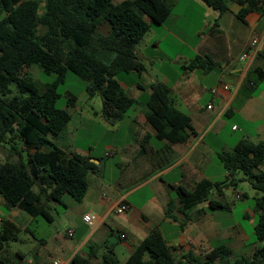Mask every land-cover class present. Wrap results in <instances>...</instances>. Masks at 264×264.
<instances>
[{
    "label": "trees",
    "instance_id": "16d2710c",
    "mask_svg": "<svg viewBox=\"0 0 264 264\" xmlns=\"http://www.w3.org/2000/svg\"><path fill=\"white\" fill-rule=\"evenodd\" d=\"M112 1L0 0V9L5 12L0 21V146L7 145L0 162V195L6 212L16 208L51 221L48 204L60 203L63 195L82 202L88 174L99 172L90 156L67 154L50 141L65 129L71 119L66 108L76 102L68 93L66 108L57 104L59 87L68 72L85 82L89 97H100V113L109 124L119 121L136 104L121 88L118 76L145 70L136 56L149 29L145 17L154 25L163 24L177 0ZM199 1L218 14L228 12V2H234L240 6L236 16L242 22L247 13L264 11V0ZM32 66L53 79L40 86L31 75H20L24 67ZM190 67L209 70L213 64L208 57L196 56ZM256 73L249 72L247 83L255 84L256 76L263 77L264 70ZM150 88L145 120L155 138L172 145L195 136L190 118L176 109L167 89L158 83ZM216 159L228 175L241 172L243 180L260 193L254 199L253 235L255 242H264V140H241L231 151L217 152ZM229 184L204 179L191 190L175 187L178 206L171 199L164 217L172 218V211L177 209L188 220L189 211L204 202L210 212H228L230 206L210 198V191L216 189L220 194L221 188L232 186ZM19 232L10 221H2L0 249ZM229 242V238L213 240L203 256L190 253L186 260L190 264H264V245L254 248L248 257H233ZM0 264H4L1 259ZM103 264H118L112 251L103 255ZM124 264H171L159 230L153 229Z\"/></svg>",
    "mask_w": 264,
    "mask_h": 264
},
{
    "label": "crops",
    "instance_id": "0c3cea01",
    "mask_svg": "<svg viewBox=\"0 0 264 264\" xmlns=\"http://www.w3.org/2000/svg\"><path fill=\"white\" fill-rule=\"evenodd\" d=\"M191 2L194 7H184L180 16L182 22L176 28L174 24L180 19L173 14L176 3L166 21L157 28L145 17L149 29L136 50L145 70L118 79L121 88L136 102L129 109L130 114L128 110L119 121L109 124L101 113H95L110 127L107 131L122 132L105 145V150L109 151L105 155L117 159V176L106 179L103 173L106 165L98 157L83 153L73 143L60 140L59 135L51 139L56 148L67 154L90 156L91 161H96L92 162L98 165L99 172L88 174V189L82 202H76L69 195H63L60 203L52 202L62 205L64 211L57 212L58 227L44 235L40 232L34 235L36 230L31 231L29 227L31 216H25L21 210L0 212L3 216L0 229L2 221L8 220L20 229L19 235L25 232L23 236L18 235L13 244L0 249L4 264H54L56 261L59 264H103V255L108 251H112L118 264H124L153 229H158L165 239L171 264H190L186 256L190 253L194 257L203 256L211 247L207 252L200 250L210 246L213 240L229 238L231 242L229 235L218 238L228 226L218 228V220L209 214L207 202L191 209L188 220L177 209L172 211V218L164 217V211L171 199L178 206L174 194L177 186L191 190L201 180L214 183L217 178L228 179L227 184L232 185L233 176L217 161L216 153L231 151L241 140H264V75L260 79L256 76L255 84L247 83L250 71L257 70L258 75L264 70V11L249 12L242 22L236 16L240 6L234 2H228L229 11L223 14L199 0ZM197 10L203 16L201 23L193 19ZM206 17L211 20L207 25L203 23ZM188 31L194 37L201 35L199 42L188 41L184 36ZM167 37L185 46L186 53H178L174 59L164 55L159 49ZM253 39L259 41L257 52L249 47ZM245 53L247 57L242 58ZM196 56L208 57L213 67L209 70L191 68ZM161 58L168 62L182 59L183 63L178 69L170 63L169 68L161 72L157 62ZM153 83L166 88L176 109L190 118L196 135L185 143L167 145L155 138L152 127L146 122L145 102ZM217 84L227 85L229 89H220L212 95L210 89ZM75 118L80 123L91 120L87 114L77 113ZM74 120L71 116L69 123ZM63 131L61 133H65ZM142 190H147L144 198L137 195ZM216 195L221 197L222 189ZM121 204H126L128 210L118 215L115 210ZM0 206H4L1 195ZM86 214L95 216L92 226L83 222ZM50 216L53 222L55 219ZM120 234L125 237L121 238Z\"/></svg>",
    "mask_w": 264,
    "mask_h": 264
},
{
    "label": "rangeland",
    "instance_id": "374dc122",
    "mask_svg": "<svg viewBox=\"0 0 264 264\" xmlns=\"http://www.w3.org/2000/svg\"><path fill=\"white\" fill-rule=\"evenodd\" d=\"M124 0H113L112 2L114 4H118ZM178 1V0H177ZM193 6L191 0H180L178 1L174 7H173V14L178 16L180 18L184 7ZM5 17V12L0 9V21ZM202 13L197 10L196 18L193 17L194 20H198L197 22L201 23L200 20L202 19ZM210 18L206 17L205 19V25L207 23H210ZM182 22L181 18L178 20L176 24H174V27L180 25ZM197 24V23H195ZM194 24V25H195ZM205 25L203 26L204 29L206 28ZM154 27H158L159 25H154ZM173 26V25H172ZM174 28V30H175ZM102 31H105V27L101 29ZM176 31V30H175ZM177 32V31H176ZM180 35L183 33L181 31H178ZM182 33V34H181ZM205 35V34H204ZM185 37L188 38V41H191L192 44L199 42V39L201 37H194L190 33V31L185 32ZM164 55L166 54L169 58H173L178 53H186V47L182 46L181 44L174 42V39L172 37H167L166 41H163L160 45L159 49ZM163 57V54L161 55ZM175 58V57H174ZM173 58V59H174ZM170 60L163 61L161 60L158 62V69L159 71L163 72L166 67L169 68L170 63L173 64L174 68H177L183 63V60ZM29 74L33 77V79L41 86L45 84L46 82H49L53 79V76L47 77L44 76L41 73L40 68L37 66H32L30 68L24 67L20 75ZM129 74V73H128ZM126 74H119L118 78L121 79ZM11 88L14 91V87L11 85ZM59 91L61 94L60 99L58 100L57 104L59 107L66 108V102L68 99V93L71 95H74L76 97V102L74 107H67L66 109L73 117V120L78 118L75 114L79 113L80 115L87 114L90 121L87 120L84 123H80L79 121H72L69 124H67L65 130V133H60L59 138L60 140H65L68 142V144L73 143V146L77 149H80L83 151V153L90 152L92 156L98 157L103 164L106 165V168L104 169V176L106 179L115 178L118 174V168L116 166L117 159L116 157H108L105 155V152H109L108 150H105V145L112 142L114 138L119 137V135H122V132L118 134H114L110 131V127L105 126L104 122L99 119L96 116L99 115L101 111V99L98 96L89 97L85 91V82L82 81L78 76L68 72L65 77V82L63 85H60ZM127 114H130V110L127 112ZM107 128V129H106ZM64 132V131H63ZM7 148V145L0 146V162L3 161L2 157L4 155L5 149ZM243 174L241 172H236L233 175L232 180V186H226L229 188L228 191H226L223 187L221 197H218L216 193L218 192L216 189H212L210 191V198H214L217 200H221L225 203H227L230 206V211H211L209 214L211 216H214L216 220H218V225H220L218 228L221 230L225 228L227 225L228 228L225 230L223 234H218V238L222 236H230L231 242H229V246L233 251V257H238L240 255L248 257L252 250L256 247L264 245V242H255L254 240V232H253V226L256 221V217L254 215V212L252 211L254 206V199L255 197L259 196L260 193L254 189L251 188L250 184L243 180ZM219 183L220 185L226 184L228 180L217 178L214 180ZM147 190L140 191L137 195L144 198L147 194L145 193ZM236 194H239L240 197L236 198ZM48 210L49 213L54 217V221H48L42 216H36V217H30L32 220L31 224L29 225L31 231H35V236H38L37 232L42 233L43 235L45 233H48L50 230L58 227V217L57 212H63L64 209L62 205H56L54 203L48 204ZM0 212L5 213L3 207L0 206ZM23 212V211H22ZM25 216H29L27 213L23 212ZM3 215V214H2ZM3 217V216H0ZM37 228V229H36ZM227 231V232H226ZM24 233H20L19 236H23ZM17 235V236H18ZM19 238V237H18ZM14 240H11L8 242V244H13ZM246 245V247H245ZM18 247H21L18 245ZM209 245H206L204 249H201L200 252L203 253L204 251L209 250Z\"/></svg>",
    "mask_w": 264,
    "mask_h": 264
},
{
    "label": "built area",
    "instance_id": "2783aa9c",
    "mask_svg": "<svg viewBox=\"0 0 264 264\" xmlns=\"http://www.w3.org/2000/svg\"><path fill=\"white\" fill-rule=\"evenodd\" d=\"M259 41L258 39H253L251 42H250V45L249 47L251 48V50L253 52H257V45H258ZM247 57V54H243L242 55V58H245ZM222 89V90H228L229 87L227 85H223V84H217L215 86H213L211 89H210V93L212 95H216L218 93V91ZM208 108H211V106L209 105ZM236 198H239L240 195L239 194H236L235 196ZM128 210V206L126 204H121L120 206H118L115 210L116 214L118 215H121L123 214L124 212H126ZM95 216L91 215V214H86L82 217V220L83 222H85L87 225L89 226H92L95 222ZM120 237L121 238H124L125 235L124 234H120ZM54 264H59L58 261L54 262Z\"/></svg>",
    "mask_w": 264,
    "mask_h": 264
},
{
    "label": "water",
    "instance_id": "95a60500",
    "mask_svg": "<svg viewBox=\"0 0 264 264\" xmlns=\"http://www.w3.org/2000/svg\"><path fill=\"white\" fill-rule=\"evenodd\" d=\"M93 162H96V161H94V160H92Z\"/></svg>",
    "mask_w": 264,
    "mask_h": 264
}]
</instances>
